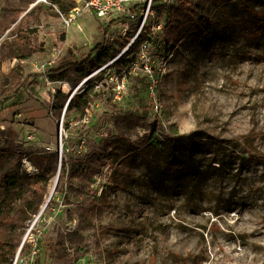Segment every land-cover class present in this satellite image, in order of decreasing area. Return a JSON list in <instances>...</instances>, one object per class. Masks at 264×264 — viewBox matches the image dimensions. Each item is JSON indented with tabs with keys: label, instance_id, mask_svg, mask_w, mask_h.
I'll list each match as a JSON object with an SVG mask.
<instances>
[{
	"label": "rangeland",
	"instance_id": "rangeland-1",
	"mask_svg": "<svg viewBox=\"0 0 264 264\" xmlns=\"http://www.w3.org/2000/svg\"><path fill=\"white\" fill-rule=\"evenodd\" d=\"M250 2L264 9V0ZM176 5H156L154 43L132 51V28L128 38L111 28L104 35L105 22L91 12L64 27L68 13L48 1L0 0V179L20 176L8 193L0 188V216L13 221L0 224V234L19 244L15 263L264 264V40L250 43L220 25L200 42L187 35L167 46L158 10ZM206 6L211 18L229 21L242 0ZM102 40L118 50L115 58L83 79L51 81L50 68L86 58ZM52 59L56 65L41 67ZM93 85L86 116L63 117L69 99ZM59 88L67 96L60 117ZM171 128L205 134L174 147L145 145L116 172L98 161L115 138L139 146ZM38 153L58 154L60 176L45 210L56 176L32 216L26 202ZM172 155L177 172L168 169ZM63 160L69 169L61 180Z\"/></svg>",
	"mask_w": 264,
	"mask_h": 264
},
{
	"label": "trees",
	"instance_id": "trees-1",
	"mask_svg": "<svg viewBox=\"0 0 264 264\" xmlns=\"http://www.w3.org/2000/svg\"><path fill=\"white\" fill-rule=\"evenodd\" d=\"M53 6H55L62 14H67L76 7L75 0H47ZM209 0H178V4L173 8H163L161 12L164 13V27L169 34V39L166 42L167 46L174 47L183 40L185 36H189L194 42H200L205 34L214 33L218 31V28L223 26V29H236L238 30L248 42L257 44L261 40H264V9L255 10L252 6V2L249 0H242V7L240 15L229 21H224L220 17L211 18L209 11L206 9V5ZM215 3H222L224 0H210ZM109 31V27L102 28L104 35ZM146 35H141L136 41L137 45L133 43L130 47L132 51H136L138 45L146 40ZM153 39V38H152ZM149 40L150 43H154V40ZM118 50L114 46L110 45L108 41L102 40L97 43L95 47L90 51L89 55L75 62H67L61 64L58 68H50L48 75L51 81L54 82H66L70 80L73 73H76L80 79L87 77L95 70L107 64L118 54ZM42 75L37 76V78ZM34 83H38L35 78ZM94 85L85 87L82 91H77L70 99L66 109L64 117H78L83 119L86 116L89 109L91 100L94 96ZM67 96L58 90L53 108L61 116ZM149 110L145 112V118H148ZM170 134L165 137H155L153 140H143L139 146L135 143L128 141L124 137L115 138L112 142L106 143L105 153L98 155V161L102 163L103 168H115V172L124 165L128 155L135 157L138 153L145 150H140L146 145V150L158 149L163 146L164 143L174 147L180 144H189L191 142L200 140L205 132L194 131L190 134H179V132L171 128ZM213 141H219L215 137H211ZM136 150H140L138 153H134ZM243 154H253V151L247 147L242 150ZM130 157V156H129ZM247 160L246 158H243ZM58 154L51 153L47 155L36 154L34 157V164L36 165L39 173L34 178V194L33 201L26 202L27 210L32 216L38 215L41 211V206L44 202L43 196L47 190L50 180L56 176L58 171ZM181 163L175 158V156H169L168 169L171 172L179 171ZM69 168L67 162L63 160L61 180ZM182 170V169H181ZM131 177V176H130ZM20 176L14 171H10L0 179V188L3 192L8 193L11 188L18 185ZM61 185L59 183L58 187ZM111 189L117 188V186H110ZM103 202H106L103 198ZM12 218L9 216H0V224L8 225L12 224ZM27 242V241H26ZM23 247L27 246V243ZM22 247V248H23ZM19 251V244L14 243L8 239L6 235L0 234V264H14L17 253ZM22 250L20 251L21 255ZM15 264H18L17 262Z\"/></svg>",
	"mask_w": 264,
	"mask_h": 264
},
{
	"label": "built area",
	"instance_id": "built-area-1",
	"mask_svg": "<svg viewBox=\"0 0 264 264\" xmlns=\"http://www.w3.org/2000/svg\"><path fill=\"white\" fill-rule=\"evenodd\" d=\"M47 1V0H44ZM76 7L68 13V16L63 15V25L67 27L70 23L76 19L81 13L91 12L99 20L105 22L106 27L109 30L118 32L123 38H128V33L133 29L134 36L132 37V43L128 48L135 43L141 35H146V40L139 46L142 49H148L150 41L153 36L149 33L148 28L151 27L153 17L156 11V5L172 6L174 0H75ZM161 10H158V12ZM164 23H159V28L163 30ZM56 53H60L58 48H55ZM57 59H52L46 62L41 67L43 69L49 68L57 64ZM156 82L148 87L151 95L155 92Z\"/></svg>",
	"mask_w": 264,
	"mask_h": 264
},
{
	"label": "water",
	"instance_id": "water-1",
	"mask_svg": "<svg viewBox=\"0 0 264 264\" xmlns=\"http://www.w3.org/2000/svg\"><path fill=\"white\" fill-rule=\"evenodd\" d=\"M68 103H69V101L67 102V105H66V107H65L63 117L65 116V113H66V109H67ZM60 148H61V147H60ZM59 176H60V170L57 172V175H56L57 183H58V180H59ZM56 187H57V186H56ZM55 190H56V189H55ZM52 196H53V195H50V196H49V198H48L46 204H45L44 207L42 208L41 213H42V212L45 210V208L47 207V205H48V203H49V201H50V199H51ZM20 251H21V250L18 251V256H19V254H20Z\"/></svg>",
	"mask_w": 264,
	"mask_h": 264
},
{
	"label": "bare ground",
	"instance_id": "bare-ground-1",
	"mask_svg": "<svg viewBox=\"0 0 264 264\" xmlns=\"http://www.w3.org/2000/svg\"><path fill=\"white\" fill-rule=\"evenodd\" d=\"M56 186H57V180L55 177V181L53 182V186H52L51 191H50L51 195H53V193L55 192Z\"/></svg>",
	"mask_w": 264,
	"mask_h": 264
}]
</instances>
